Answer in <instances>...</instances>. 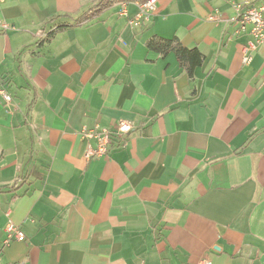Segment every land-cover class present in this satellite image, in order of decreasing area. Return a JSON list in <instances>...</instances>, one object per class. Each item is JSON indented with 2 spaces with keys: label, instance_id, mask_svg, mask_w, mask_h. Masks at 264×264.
Masks as SVG:
<instances>
[{
  "label": "crops",
  "instance_id": "obj_1",
  "mask_svg": "<svg viewBox=\"0 0 264 264\" xmlns=\"http://www.w3.org/2000/svg\"><path fill=\"white\" fill-rule=\"evenodd\" d=\"M99 1L0 0L2 262L264 264V41L246 61L236 0H157L137 23L120 3L54 31ZM121 119L132 131L86 157L83 131ZM9 221L26 240L4 244Z\"/></svg>",
  "mask_w": 264,
  "mask_h": 264
},
{
  "label": "built area",
  "instance_id": "obj_2",
  "mask_svg": "<svg viewBox=\"0 0 264 264\" xmlns=\"http://www.w3.org/2000/svg\"><path fill=\"white\" fill-rule=\"evenodd\" d=\"M139 12L135 17V22L141 21V19L148 20L153 11L156 10L157 0H147L145 2H138ZM237 15L232 19L238 25L237 32H249L253 39L248 41L243 47V53L245 54V60L249 61L250 56L248 52L252 49H255L259 44L264 41V0H236L233 2ZM123 8L120 13L125 14L126 3L123 2ZM211 19L214 16H210ZM5 27H9L7 24ZM0 97L6 102L11 103L13 101L12 95L5 89L3 84L0 83ZM132 123L128 120L121 119L119 120L114 130L108 128H103L101 130H84L83 136L86 138L93 137L97 140L96 147L89 145L86 150V157L93 158L99 157L107 153L109 145L111 143V135L115 134H126L132 131ZM6 237L4 239V244L7 245L12 241H24L27 236L22 228L14 223L9 221L5 226ZM2 249H0V264L2 262L1 257ZM15 264H24L23 262H18ZM197 264H211L210 259L203 258Z\"/></svg>",
  "mask_w": 264,
  "mask_h": 264
},
{
  "label": "trees",
  "instance_id": "obj_3",
  "mask_svg": "<svg viewBox=\"0 0 264 264\" xmlns=\"http://www.w3.org/2000/svg\"><path fill=\"white\" fill-rule=\"evenodd\" d=\"M147 0H101L87 12L78 17L74 23H65L57 26L54 31H59L66 29L67 27L73 25L76 26L83 21L90 20L95 16H98L107 8L120 3H130V2H145ZM121 11V10H120ZM55 31V32H56ZM146 46L148 50L156 52L160 55H167L171 52L175 53L182 64V66L187 69V71L192 74L194 69L201 65L203 60L202 52L197 48H189L185 46L178 36L172 38H166L158 35H153L146 41Z\"/></svg>",
  "mask_w": 264,
  "mask_h": 264
}]
</instances>
